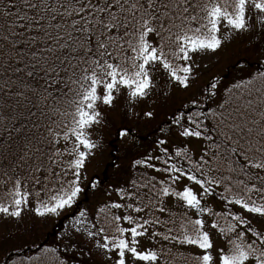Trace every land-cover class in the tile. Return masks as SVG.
<instances>
[{"label":"snow or ice","instance_id":"6c2138e0","mask_svg":"<svg viewBox=\"0 0 264 264\" xmlns=\"http://www.w3.org/2000/svg\"><path fill=\"white\" fill-rule=\"evenodd\" d=\"M0 264H264V0H0Z\"/></svg>","mask_w":264,"mask_h":264},{"label":"rangeland","instance_id":"374dc122","mask_svg":"<svg viewBox=\"0 0 264 264\" xmlns=\"http://www.w3.org/2000/svg\"><path fill=\"white\" fill-rule=\"evenodd\" d=\"M142 134H143V129L141 130V135ZM107 160H108V157H107V155H105L104 161L98 163L97 165H95V171L97 172V174H99L102 171V169H103L105 163L107 162ZM50 228H51V222L49 223V225L46 226V230L50 229Z\"/></svg>","mask_w":264,"mask_h":264},{"label":"trees","instance_id":"16d2710c","mask_svg":"<svg viewBox=\"0 0 264 264\" xmlns=\"http://www.w3.org/2000/svg\"><path fill=\"white\" fill-rule=\"evenodd\" d=\"M109 171H111V170L109 169ZM57 223H59V222H57ZM46 238H51V237H46Z\"/></svg>","mask_w":264,"mask_h":264}]
</instances>
